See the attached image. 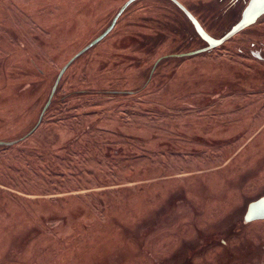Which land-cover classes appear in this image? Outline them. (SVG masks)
Returning <instances> with one entry per match:
<instances>
[{
  "label": "rangeland",
  "instance_id": "1",
  "mask_svg": "<svg viewBox=\"0 0 264 264\" xmlns=\"http://www.w3.org/2000/svg\"><path fill=\"white\" fill-rule=\"evenodd\" d=\"M127 0H0V141ZM213 38L249 0H178ZM206 47L136 0L0 146V264H264V15ZM183 55V56H181Z\"/></svg>",
  "mask_w": 264,
  "mask_h": 264
},
{
  "label": "water",
  "instance_id": "2",
  "mask_svg": "<svg viewBox=\"0 0 264 264\" xmlns=\"http://www.w3.org/2000/svg\"><path fill=\"white\" fill-rule=\"evenodd\" d=\"M134 1H136V0H127L121 6V8L118 10V12L115 14L110 25L98 37L93 39L85 47H83L81 50H79L74 56H72L66 62V64H64V66L60 69V71H59V73H58V75L54 81V84L51 88L48 99L46 100V102H45V104L41 110V113L39 115V118H38L36 125L27 134H25L22 138H20L19 140L10 141V142H1L0 141V146H11V145L15 144L17 141H20V140L27 138L36 129L39 122L41 121L43 114L45 113V111L49 107V105L51 103V99H52V97L56 91V87L58 85V82H59L60 78L62 77V75L64 74V72L66 71V69L79 56H81L86 51H88L93 46H95L97 43H99L112 30L117 19L120 17V15L123 13V11ZM168 1L171 2L175 7L178 8V10H180L184 14V16L192 24L196 34L201 38V40H203L206 43L205 48H202V49H199V50H196L193 52H189V53L185 54L184 56H192V55H195V54H198V53H201L204 51H208V50H211L213 48H216V47L222 45L223 43L228 41L230 38H232L238 32H240L243 29H245L246 27L254 24L260 16L264 15V0H249L247 6L245 7V9L242 12L240 20L235 25H233L226 33H224L221 37L213 38L203 29V27L201 26L199 21L193 16V14H191V12L185 6H183L178 0H168ZM181 56H183V55H181ZM243 220L245 223H249V222L257 221V220H264V196L258 198L257 200H254L248 204L246 212H245L244 217H243Z\"/></svg>",
  "mask_w": 264,
  "mask_h": 264
},
{
  "label": "flooded vegetation",
  "instance_id": "3",
  "mask_svg": "<svg viewBox=\"0 0 264 264\" xmlns=\"http://www.w3.org/2000/svg\"><path fill=\"white\" fill-rule=\"evenodd\" d=\"M251 55L260 62H264V48L258 47L251 50ZM244 217V216H243ZM244 221V220H243Z\"/></svg>",
  "mask_w": 264,
  "mask_h": 264
}]
</instances>
